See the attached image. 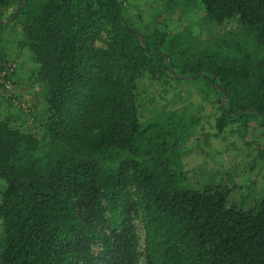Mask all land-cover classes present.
<instances>
[{
	"label": "trees",
	"instance_id": "1",
	"mask_svg": "<svg viewBox=\"0 0 264 264\" xmlns=\"http://www.w3.org/2000/svg\"><path fill=\"white\" fill-rule=\"evenodd\" d=\"M198 1L212 21L240 22L264 53V0ZM123 6L0 0V23L20 28L13 43L38 64L46 102L43 139L0 117V264H264V198L244 209L227 189L185 187L168 138L146 137L136 86L144 75L206 77L219 132L249 115L264 124V56L185 60L166 34L153 42L136 30Z\"/></svg>",
	"mask_w": 264,
	"mask_h": 264
},
{
	"label": "rangeland",
	"instance_id": "2",
	"mask_svg": "<svg viewBox=\"0 0 264 264\" xmlns=\"http://www.w3.org/2000/svg\"><path fill=\"white\" fill-rule=\"evenodd\" d=\"M121 1L126 18L136 30L150 36L147 38L153 42L155 34H166L164 46L173 42V53L188 51L185 60L200 53L248 54L255 60L264 56L251 31L237 20L224 24L212 21L198 0ZM14 7L12 4L4 9L2 19L6 21ZM19 30L17 26L9 28V23H0V61L13 68L8 75L13 87L7 90L0 81V117H10L15 124L43 139L45 88L34 74L38 68L34 57L23 54L13 43ZM95 44L106 45L102 40ZM136 86L142 126H152L146 137H150L152 144L160 141L157 134L168 138L173 166L185 187L227 189L230 204L244 209L264 198V124L260 116L242 117L221 133L217 127L221 103L206 77L177 81L168 75H144ZM149 141L143 140V144L149 147ZM134 221L139 227L142 248L144 231L136 214ZM1 232L0 220V236ZM139 264H144L142 259Z\"/></svg>",
	"mask_w": 264,
	"mask_h": 264
},
{
	"label": "built area",
	"instance_id": "3",
	"mask_svg": "<svg viewBox=\"0 0 264 264\" xmlns=\"http://www.w3.org/2000/svg\"><path fill=\"white\" fill-rule=\"evenodd\" d=\"M8 70H9V74H8ZM12 71L13 68L10 63L8 64V62L3 63L0 61V81L4 83L5 88L7 90H10L13 87V83L9 77Z\"/></svg>",
	"mask_w": 264,
	"mask_h": 264
}]
</instances>
